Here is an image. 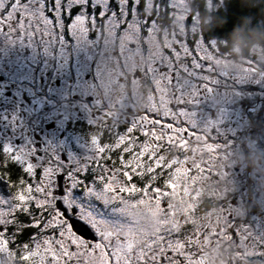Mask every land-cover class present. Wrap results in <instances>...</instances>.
<instances>
[{
  "label": "flooded vegetation",
  "instance_id": "obj_1",
  "mask_svg": "<svg viewBox=\"0 0 264 264\" xmlns=\"http://www.w3.org/2000/svg\"><path fill=\"white\" fill-rule=\"evenodd\" d=\"M111 8L119 16V7ZM151 16L152 20L154 15ZM70 19L65 16L66 22ZM146 19L141 20L142 24ZM96 22L86 43L72 40L65 29L66 39L72 42H65L63 54L59 50L45 52L38 45L12 42L0 36V150L8 148L18 156L23 153L30 162L51 157L65 167L74 168L76 164L82 167L86 164L92 152L93 135H98L109 147L122 144L125 150H130V156L150 147L171 166L168 178L175 186L164 198L169 207L158 211L157 205L149 202L151 193L149 197L138 192L124 194L116 204H104L86 198L77 189L73 195L85 207V213L92 211L125 231L132 229L140 246L156 239L165 227L200 229L203 235L199 247L193 249V264H207V253L217 247L227 249V264L234 253L243 255L252 251H261L255 252L261 256L256 262H263L264 140L252 143L253 137L249 136L257 123L252 121L247 133L241 129L242 136H238L235 125L228 123L221 131L226 136H221L216 122L212 130L207 128L213 131L211 136L201 124L204 114L197 101L199 94L191 103L184 96V106L173 105L172 86L165 92V98L168 113L176 116L173 121L161 106L160 92L153 90L154 84L150 83L153 78L144 73L146 66L159 61L149 48L147 34L140 29L136 38L126 39L119 29L109 33L107 22L99 17ZM93 47H97L95 55ZM96 110L101 112L102 119L96 118L92 123ZM207 110L210 115L213 108ZM181 111L186 115L180 117ZM152 117L174 123L176 131L165 135L166 129L161 130ZM101 124L106 127L101 128ZM257 128L260 130L261 125ZM236 140L242 142L237 153L232 148ZM244 142L254 147L250 151L242 149ZM111 155L118 157L120 150ZM254 164L260 166L257 172L252 171ZM96 171L93 168L87 174V184L95 179ZM145 180L137 178L135 182L142 185ZM13 190L6 180L0 181V196L9 197ZM145 206L155 213V227L150 230L133 218V210ZM15 216L24 224L20 226L25 227L17 235L13 251L30 243V237L39 231L28 226L31 217L27 214L17 212ZM78 216L77 209L71 218L77 234L89 242L97 240L94 230L77 220ZM3 256L8 264H30L20 259L19 251L11 258L6 253L0 254V261Z\"/></svg>",
  "mask_w": 264,
  "mask_h": 264
},
{
  "label": "snow or ice",
  "instance_id": "obj_2",
  "mask_svg": "<svg viewBox=\"0 0 264 264\" xmlns=\"http://www.w3.org/2000/svg\"><path fill=\"white\" fill-rule=\"evenodd\" d=\"M139 3L140 0H135L132 17L138 15L136 5ZM109 4L110 0H0V36L12 42L38 45L45 52L59 50L63 54L65 42H72L66 39L65 29L72 40L86 43L90 31L97 25V17L107 22L109 33L118 29L126 34L131 32L136 26L127 19L129 0H119V16ZM65 16L71 17L70 21L66 22ZM150 22L151 18L144 23ZM121 25L126 27L121 28ZM218 63L210 48L195 44L193 49L185 44L178 46L168 60L162 58L146 66L144 73L153 78L150 83L154 84L153 90L161 94V106L175 121L176 116L168 113L165 92L175 85V90L182 94L176 98L181 105L184 96L191 103L201 89L205 94L215 93L222 83L216 78L220 75L216 72ZM178 115L186 114L181 111ZM96 118L102 119L99 110L95 111L92 123ZM152 119L161 130L166 129L165 135L176 131L174 123ZM155 131L153 128V133ZM91 144L92 152L86 164L83 167L76 164L74 168L65 167L51 157L42 162H30L23 153L18 156L8 148L0 150V181L6 180L14 189L9 193L11 199L0 196V254L6 253L11 258L19 251L20 259L30 264H193V249L199 247L203 235L200 229L185 231L179 226L165 227L156 239L140 246L132 229L125 231L92 211L85 213V207L74 198L77 189L86 198L104 204H116L124 194L138 192L149 197L151 193L149 202L163 211L169 207L164 198L175 186L168 178L171 166L150 147L130 156V150H125L122 144L109 147L98 135H93ZM116 150H120V155L114 158L111 153ZM93 168L97 170L95 179L87 184L85 177ZM137 178L145 182L137 184ZM139 202L144 203V200ZM77 209V220L89 225L97 240L89 242L75 231L71 218ZM17 212L30 216L28 226L39 231L30 237V243L13 251L16 237L25 227L20 226L23 223L16 218ZM13 224L17 226L13 228Z\"/></svg>",
  "mask_w": 264,
  "mask_h": 264
},
{
  "label": "rangeland",
  "instance_id": "obj_3",
  "mask_svg": "<svg viewBox=\"0 0 264 264\" xmlns=\"http://www.w3.org/2000/svg\"><path fill=\"white\" fill-rule=\"evenodd\" d=\"M140 1L141 3L136 5L138 15L132 17L131 8L135 4V0H129L127 19L136 27L127 34L120 32L124 34V38L133 40L142 29L147 34L145 39L149 42V48L155 51L158 60L162 58L168 60L176 53L178 46L189 44L194 49L195 44H199L202 47L210 48L214 59L219 61L216 65V72L220 75H217L216 78L222 83L213 94H205L201 89L200 99L197 100L204 114V119L201 122L204 128L212 130L217 122L215 128L220 129L221 136H226L221 131L226 129V125L229 123L235 125L239 131L238 136H242L241 129L246 130L247 133V127H251L253 121L257 124L249 133L250 137L255 138H252V143L261 138L264 140V48L254 45L243 56L241 47L226 46L223 42H216L202 34L203 25L208 19L201 17V10L213 11L217 7H221L224 0H151V3L149 0ZM198 2L202 3L200 8ZM113 5L119 7V0H110L109 7L111 8ZM149 14L154 15L151 22L142 24V19L152 18V16L149 17ZM124 27L126 25H121V28ZM151 34L152 39L150 38ZM92 51L95 55L97 47H93ZM173 95L175 96L170 98L173 105L184 106L186 104V101L182 105L177 102L176 98L181 97L182 94L175 90V85H173ZM212 108L209 115L207 109ZM259 125H261L260 130L257 128ZM207 131L213 136V131ZM250 137L248 139H251ZM239 145H242V142L236 140L235 147H232L236 153ZM253 147H249V144L244 142L241 148L250 151ZM258 167L260 166L254 164L252 171L256 169L257 172L260 170ZM261 170L264 171V169ZM262 177L264 178V174ZM183 194L181 196L184 198L185 194ZM262 195H264L263 192ZM252 240L254 241V238ZM255 252L261 251L246 252L243 255L242 253L230 254L229 264H264V261L256 262L260 255ZM262 259L264 260L263 257ZM0 264H8L7 258L3 256Z\"/></svg>",
  "mask_w": 264,
  "mask_h": 264
},
{
  "label": "trees",
  "instance_id": "obj_4",
  "mask_svg": "<svg viewBox=\"0 0 264 264\" xmlns=\"http://www.w3.org/2000/svg\"><path fill=\"white\" fill-rule=\"evenodd\" d=\"M198 4L200 8L202 3ZM201 17L208 19L202 28L204 37L237 45L243 56L254 45L264 48V0H224L213 11L201 10Z\"/></svg>",
  "mask_w": 264,
  "mask_h": 264
},
{
  "label": "clouds",
  "instance_id": "obj_5",
  "mask_svg": "<svg viewBox=\"0 0 264 264\" xmlns=\"http://www.w3.org/2000/svg\"><path fill=\"white\" fill-rule=\"evenodd\" d=\"M133 218L146 229L150 230L155 227V213L147 206L140 210H133ZM227 259V249L222 251L221 247H217L207 253V264H227Z\"/></svg>",
  "mask_w": 264,
  "mask_h": 264
}]
</instances>
